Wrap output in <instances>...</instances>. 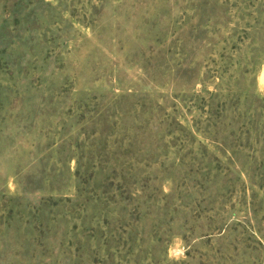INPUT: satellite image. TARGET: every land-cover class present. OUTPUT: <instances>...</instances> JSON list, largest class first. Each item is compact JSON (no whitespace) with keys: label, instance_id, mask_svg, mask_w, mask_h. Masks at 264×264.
<instances>
[{"label":"rangeland","instance_id":"rangeland-1","mask_svg":"<svg viewBox=\"0 0 264 264\" xmlns=\"http://www.w3.org/2000/svg\"><path fill=\"white\" fill-rule=\"evenodd\" d=\"M0 264H264V0H0Z\"/></svg>","mask_w":264,"mask_h":264}]
</instances>
